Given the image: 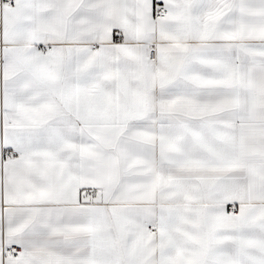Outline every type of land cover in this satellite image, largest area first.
Here are the masks:
<instances>
[{"label":"snow or ice","instance_id":"obj_1","mask_svg":"<svg viewBox=\"0 0 264 264\" xmlns=\"http://www.w3.org/2000/svg\"><path fill=\"white\" fill-rule=\"evenodd\" d=\"M0 264H264V0H0Z\"/></svg>","mask_w":264,"mask_h":264}]
</instances>
